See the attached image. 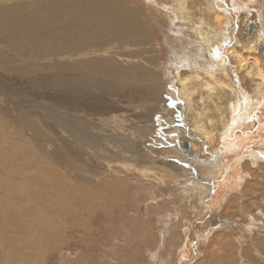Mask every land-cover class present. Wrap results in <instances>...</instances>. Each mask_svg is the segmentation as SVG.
I'll list each match as a JSON object with an SVG mask.
<instances>
[{
    "label": "rangeland",
    "instance_id": "obj_1",
    "mask_svg": "<svg viewBox=\"0 0 264 264\" xmlns=\"http://www.w3.org/2000/svg\"><path fill=\"white\" fill-rule=\"evenodd\" d=\"M2 1L0 0L2 6H0V12L3 10ZM31 1L28 0V5H34L40 14L45 11L44 4L47 0H40L41 2L36 0V3L34 0L33 4ZM53 1L55 2L52 4V13H48L52 15L50 17L47 15L48 19L52 18L49 19L52 25L49 20H41L42 23H39V33H41L38 37L39 40L42 39L52 45L51 56L45 57L46 52H42L41 55L37 54L39 57L27 53L20 55L21 59L16 58L14 54L16 51H12L3 44L9 42V39L4 37V30H2V37L0 34V264H70V261L79 260V258L84 264H91L93 261L97 264L106 263L108 258L111 264H127L122 262L123 258L118 250L121 254L133 258L134 264H181V258L178 257L176 260L175 252L179 253L181 248L179 246L185 244L186 240L183 242L181 232L183 222L178 220L176 223L174 218L184 214L175 216L174 211H180L183 208L182 210L188 213L185 214L188 215L187 217L197 216L187 209L188 204L185 205L183 195L186 190L180 185H173L177 190L169 186L170 188L165 189L161 196L154 194L158 197L159 203L166 201V205L156 206L154 209L161 210L162 206H166V209L153 220L150 216V203L144 200L137 202L139 196H145L147 194L145 192H149L151 185L133 188L135 178L129 175L132 172L130 168H124L121 164L115 166V163L109 166L104 158L70 137L71 134L57 125L52 120L51 110L52 107L64 110L77 126V123L84 126L95 134L94 138L101 139V142L102 136L116 137L122 134L127 138L140 139L142 133L139 128L147 126L149 132L142 137L143 141L138 143L137 168L139 170L152 168L157 171L158 166L166 167V163L172 164V168L178 170V175L184 172L185 178L190 179L189 181L193 179V182L195 179V182L201 184L200 187L207 186L208 177L216 173V170L211 167L217 165V159L214 161L209 158L206 164L202 165V168L207 166L211 169L203 175L201 171H198V162L188 160V158H199L197 153L185 154L183 151L176 153L177 147H181L180 138L182 141L191 140L199 149L200 146L202 149L206 147L198 143V137L189 133L185 111L180 104L173 78V65H177V56L194 50L192 39L182 36L179 29L170 24L163 10L159 9L154 1L126 0L133 8H137L139 22L143 29L145 28V35L150 33L155 41L151 42L152 44L143 43L137 46L119 42L116 46H111L107 62L103 60L106 57L102 54L88 56L80 64L77 63L82 73L73 72L71 67L80 58L66 52L64 55V52H61L67 50L70 45V31L65 30L67 24L64 17L71 13L80 22L81 18L86 16L90 20L96 16L84 13L83 9L89 8V3L84 2L85 0ZM226 1L229 6L237 7V2L234 0ZM258 1L264 0H252L253 3ZM56 3L57 11L54 10ZM93 5L100 7L97 4ZM7 6L10 8L6 11L13 12L9 14L10 16H19L17 15L19 11L15 9L14 4L9 3ZM247 19L249 23L262 27L264 9H259V12L255 9ZM244 20L246 19H239V27L244 28V33H247L248 25L243 23ZM172 31L174 34L171 33ZM85 39L88 40L87 37ZM139 50L141 51L139 58L129 57L130 52ZM149 52L152 53L149 54ZM155 54L158 60L153 74L154 82L160 91L158 98L154 100L149 96L146 88L138 87L139 83L136 82H151L147 77L148 74L142 71L136 74V79H133L135 81L130 80L133 83L128 87L112 84L111 75L117 69L128 74L132 72L128 68V65L132 63L151 66L145 64L144 60ZM228 57L233 65L229 68L230 73L238 74L239 71H236L237 67L233 59L231 56ZM72 82H76L77 85L70 88ZM32 103H38L42 110L33 109ZM163 109L164 112L170 113L166 116ZM148 110L150 114L153 113L152 126L148 122ZM70 130L76 133L78 128L73 126ZM216 144L219 145L218 142ZM218 145L214 149L219 147ZM229 145L237 151L234 149V144ZM252 146L255 147V144ZM226 147L221 152L224 153ZM104 148L116 152L119 151L120 146L113 140H109L104 142ZM183 153L186 156L183 157ZM202 156L204 157L203 154ZM250 159L253 162L251 167H256L257 164L264 165V150L259 154H250ZM260 175L264 177V173ZM52 178L64 179L62 187H52ZM117 179L122 183L121 193H117L116 185L113 184V181ZM105 181L106 189L102 187ZM121 196L125 199L123 206L118 209L114 202ZM132 196L136 199L131 204L134 208L130 209V206L126 204L130 202ZM101 197L112 198L113 202L107 208H97L94 216L91 217V222L95 221L96 214L98 215V211L102 210L106 215V223L101 226L94 224L93 233H87L83 229L82 219L86 216L82 212L92 203L91 199ZM257 207L258 197H253L245 200L242 210L256 212ZM118 212L120 214L116 218L114 215ZM164 212L169 213L164 215ZM235 214L239 215V213ZM238 215L230 217L231 219L225 216L216 219L218 226L215 225L213 230L228 225V220L241 221ZM137 224L141 226V229L134 240L141 238L143 241L146 240L145 244L134 243L132 233ZM99 230L102 232L99 233ZM216 237L219 239L218 236ZM177 239H180V242ZM157 241L160 242L157 243ZM233 243L232 241L230 244ZM247 243L246 239L242 240L239 246H233L231 250L229 243L215 246L214 258L205 256L202 259L201 255L198 256L196 253L194 261L192 260L189 264H195L199 259L205 261L206 258L207 264L214 262V264L222 262L230 264L233 262L231 260L233 256L229 254H235V251L234 257L237 261L240 264H248L251 260H247L244 256ZM195 245L198 251L200 245L197 242ZM220 253L221 257L218 256ZM184 255L192 256L191 248ZM260 261L264 264V257Z\"/></svg>",
    "mask_w": 264,
    "mask_h": 264
},
{
    "label": "bare ground",
    "instance_id": "obj_2",
    "mask_svg": "<svg viewBox=\"0 0 264 264\" xmlns=\"http://www.w3.org/2000/svg\"><path fill=\"white\" fill-rule=\"evenodd\" d=\"M7 1L16 6L15 9H18L19 13H17V15L19 16L9 15L13 12L8 13L10 7H6V5L9 4L6 3ZM148 1H154L156 5L159 6L158 8L163 10L170 24L179 29V33L182 36L192 39V45H194V50H190L188 53L185 51L187 54L176 55L177 65H173V78L175 79L174 83L178 90L180 104L185 111L189 133L192 136L198 137V143L204 144L203 146L206 147L202 149V146H200L199 149L191 140H189V142L182 141L180 138L179 142L181 147H177L176 153L180 151H183L185 154L197 153L199 158H188V160L191 159V162H198L197 167H199L198 171H201V174L211 169L216 170L213 176L208 177L209 181L206 179L208 181L206 182L208 183V187L206 185L200 187L201 184L195 182V179L193 182V179L189 181L190 179L188 180L185 178L184 172H181L182 175H178V170L172 168L173 165L168 163L165 164L166 167L156 166L158 168V170L156 169L157 171H154L155 169L153 170L152 168L139 170L137 168V160L139 159L138 146L140 141H143L142 137L149 132L147 126H144L145 128H139V131L142 133L140 139L127 138L122 136L123 134L116 137H103L100 135L103 138L101 142V139L94 138L93 136L95 134L79 123L77 124L81 128L78 127L76 123L70 119L71 116L64 110L52 107V120L71 134L70 137L77 140L83 146L90 148L101 158H104L109 166L115 163V166L121 164L124 168H130L132 172H130L129 175L135 178L133 188L138 189L139 186L151 185V188L148 189L149 192H145L147 193L145 196H139L137 202H143L144 200L150 203V216H152L153 220L154 218L156 219V216L160 215L161 211L163 212V210L166 209V206H162L161 210L154 209L156 206L160 207V205H166V201L163 200V202L161 201L162 203H159L158 197L154 194L161 196L165 189L170 187L177 190L173 185H180L182 189L184 188L186 190L185 195H183V199L186 201L185 205L188 204L187 209L197 216L190 215L187 217L188 215L185 214L188 213H185L184 210H182L183 208L180 211H174L175 216L180 213L184 214V216L174 218L176 223L178 220L179 222H183L181 232L183 234V242L186 240L185 244H181V246L178 245L181 247L179 253L175 252L177 256L176 260L178 257L181 258V264H189L192 260L194 261V255L196 253H198V256L201 255L200 258L202 257V259L205 258V256L207 258H214L216 255L215 246L229 243L231 250L233 246H239V242L245 239L248 243L246 244L247 249L245 250L244 248V256L247 260H251L248 264H261L260 259L264 257V177L260 175V173H264V165L257 164L256 167H251L253 162L250 159V154H259L264 150V59H262L258 53V47L261 46L264 41V22H261L262 27L256 25V28H258L255 31L253 30L252 35L249 37L247 33H244V28L240 29L239 19L245 18L246 20H244L243 23L249 22L247 18H249L255 9H257V12H259L261 8L264 9V1L253 3L252 0H234L237 2L236 8L229 6L226 0ZM46 2L47 3L44 4L45 11H42V14L39 13V10L34 5H28V0H3L1 2V4H3V10L0 12V34L2 37V30H4V37L9 39V42L3 44L7 45L12 51H16V53H14L16 58L27 53L35 57H39L37 54L42 52H46L45 57L52 55V45L38 38L41 33H39V23H42L40 21H43V19H52H48L47 15H49L48 13H52V4H54L55 1L47 0ZM84 2L89 3V8L83 9L84 13L95 15L96 17L94 19L90 20L87 19V16H84L85 18H81V21L78 22L77 17L71 13L66 14L64 17V21L67 24L65 30L70 31V45L67 50L61 52H64V55L68 53L69 55L76 56V58H80L73 64L71 71H79L82 73L78 64L84 59L86 60L88 56L102 54L106 57L103 58V60L107 62L111 46H116L119 42L128 44L129 46H137L155 41L153 37L150 36V33L149 35L147 33L145 35V28L143 29L139 22L137 8H133L128 1L85 0ZM33 3L34 0L31 1V4ZM93 4H97L101 8ZM56 7L57 3L54 10L57 9ZM51 15L52 14H50L49 17ZM48 24L49 23H47V25ZM50 25H52V23ZM44 26L42 28H44ZM171 33H173V31ZM45 35L47 36V33ZM85 37H87L88 40H86ZM152 52H149V54ZM140 54L141 51L139 50L130 52L128 55L130 58L137 59L140 57ZM228 56H231L233 59L237 67L236 71H239L236 75H232V72L230 73L229 71V68L233 65L228 59ZM21 58L22 57H20V59ZM157 60L156 54L144 60L145 64L151 65L152 67H147L144 64L132 63L128 65V68L132 71L128 74L117 69L111 75L113 80L112 84L118 87H128L133 83L130 82V80L136 79L135 77L138 72H145L148 74L147 77L150 78L151 82L136 83H139V88H146L147 92L149 91V96L155 100L160 95L156 82H154L155 78L153 74V69L156 68ZM74 85H77L76 82H72L69 87L72 88ZM37 104L38 103H32L33 109L42 110ZM145 110L147 109L145 108ZM155 111L158 112L159 110L155 109ZM150 113L151 112L148 110L149 123L152 122L153 118V113ZM164 113L167 116L170 112L167 113L165 111ZM152 125L153 123H151V126ZM73 126L78 128L76 133L70 130ZM31 127L33 128L34 126ZM109 140H113L120 146L119 151L114 152L104 148V142ZM183 142H188V151L182 148ZM217 142L219 145L216 144ZM229 144H234V149L237 151H234ZM252 144H255V147H253ZM217 145L219 147L214 149ZM225 147L226 150L224 153L221 152ZM104 151L106 153H104ZM185 154L182 156H186ZM209 158L214 161L217 159V165L214 167L212 166L211 169L207 166L206 168H202V165L206 164ZM194 171L197 172L195 169ZM197 174L200 175L199 172H197ZM63 180L52 178V187H62ZM113 184L116 185L117 193H121L123 190L121 187L122 183L117 179L113 181ZM102 187L106 189V181L103 182ZM253 197H258L257 211L244 212L242 210L243 203L245 200H249ZM124 199L125 197L121 196L114 202L116 208L119 209L123 206ZM135 199L136 197L132 196L129 202L130 204H126L130 206V209L134 208L131 204L135 202ZM91 200L92 203L85 207L82 212L86 216V218L82 219L84 224L83 229L90 234L94 231V224L101 226L106 223V215L102 210L98 211L95 221L91 222V217L94 216L95 210L101 207L107 208L113 202V199L109 197L93 198ZM235 213H239V215ZM109 214L112 215L113 213ZM119 214L120 212L114 216L118 218ZM167 214L164 212V215ZM172 214H170V216ZM73 215H75V213ZM234 215L241 217V221L233 222L227 219L228 225L220 227V229H218L219 231L216 229H214L215 231L213 230L215 225L218 226L216 219L222 218L223 216L230 218ZM139 229H141L139 224L134 226V231L132 233L133 240L140 232ZM100 231L101 230L98 232L101 233L102 231ZM216 236H218L219 239ZM215 238L216 241H214ZM232 241L234 243L230 244ZM158 242L160 241H157V243ZM196 242L200 245L198 251H196ZM134 243L145 244L146 240L143 241L141 238H137L136 241L134 240ZM188 247L191 248L192 256L184 255L190 250ZM118 253H120V256L124 260H122V262L127 264L135 263L133 258L127 257L123 253L121 254L120 250H118ZM230 255L233 256L231 259L233 262L230 261V264H240L234 257L236 251L235 254L230 253L229 256ZM218 256L221 257L222 254L220 253ZM207 258L205 261L199 259L195 264H207ZM161 261L163 262V260ZM70 264H84V262H80L79 258V260L70 261ZM91 264L97 263L93 261ZM98 264L111 263L108 258L106 263L99 262Z\"/></svg>",
    "mask_w": 264,
    "mask_h": 264
},
{
    "label": "water",
    "instance_id": "obj_3",
    "mask_svg": "<svg viewBox=\"0 0 264 264\" xmlns=\"http://www.w3.org/2000/svg\"><path fill=\"white\" fill-rule=\"evenodd\" d=\"M248 25L247 28V34L250 37L253 33V30L256 29V25L253 23L246 22ZM258 53L261 56L262 59H264V41L262 42L261 46L258 47ZM182 148L186 151L189 149V144L188 142H183L182 143Z\"/></svg>",
    "mask_w": 264,
    "mask_h": 264
}]
</instances>
